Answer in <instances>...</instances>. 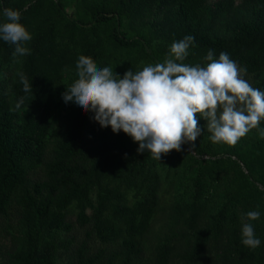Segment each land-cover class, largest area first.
Segmentation results:
<instances>
[{"label": "trees", "instance_id": "1", "mask_svg": "<svg viewBox=\"0 0 264 264\" xmlns=\"http://www.w3.org/2000/svg\"><path fill=\"white\" fill-rule=\"evenodd\" d=\"M6 8L32 39L15 61L0 39V264H264V119L231 145L197 114L202 135L158 160L62 98L81 55L123 78L186 35L178 63L225 52L264 92V0H0V24Z\"/></svg>", "mask_w": 264, "mask_h": 264}, {"label": "clouds", "instance_id": "2", "mask_svg": "<svg viewBox=\"0 0 264 264\" xmlns=\"http://www.w3.org/2000/svg\"><path fill=\"white\" fill-rule=\"evenodd\" d=\"M5 22L0 24V39L14 45L13 60L30 54L25 43L32 39L20 23L18 10L4 9ZM194 36L186 35L173 42L170 55L163 63L114 74L109 67L99 69L91 57L81 55L76 63L78 79L62 93L65 103H75L101 127L113 132L123 130L139 142L137 152L145 151L158 160L182 144L194 142L204 132L198 126L197 114H203L213 143L234 145L264 119V92L254 89L240 78V70L229 55L221 52L218 59L209 50L206 66L178 63L188 55ZM175 57L173 59L172 57ZM23 91L32 90L24 73H18ZM21 97L16 104L19 109ZM219 110V111H218ZM264 136V130L261 131ZM194 143L190 144L195 149ZM250 221L259 219L258 211L247 213ZM242 243L255 249L260 246L252 224L242 227Z\"/></svg>", "mask_w": 264, "mask_h": 264}, {"label": "rangeland", "instance_id": "3", "mask_svg": "<svg viewBox=\"0 0 264 264\" xmlns=\"http://www.w3.org/2000/svg\"><path fill=\"white\" fill-rule=\"evenodd\" d=\"M240 78L244 79L243 73H241V72H240Z\"/></svg>", "mask_w": 264, "mask_h": 264}]
</instances>
